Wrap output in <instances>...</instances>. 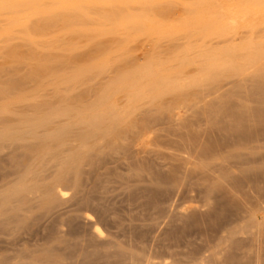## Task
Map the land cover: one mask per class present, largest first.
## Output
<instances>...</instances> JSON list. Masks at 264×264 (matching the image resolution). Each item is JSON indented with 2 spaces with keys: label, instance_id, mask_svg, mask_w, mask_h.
<instances>
[{
  "label": "rangeland",
  "instance_id": "obj_1",
  "mask_svg": "<svg viewBox=\"0 0 264 264\" xmlns=\"http://www.w3.org/2000/svg\"><path fill=\"white\" fill-rule=\"evenodd\" d=\"M263 3L0 0V264H264Z\"/></svg>",
  "mask_w": 264,
  "mask_h": 264
},
{
  "label": "bare ground",
  "instance_id": "obj_2",
  "mask_svg": "<svg viewBox=\"0 0 264 264\" xmlns=\"http://www.w3.org/2000/svg\"><path fill=\"white\" fill-rule=\"evenodd\" d=\"M13 1H14V0H13ZM215 1H216V0H215ZM256 1L259 2V3L264 2V0H256ZM241 2H242V1H241ZM263 4H264V3H263ZM215 5H216V4H215ZM256 5L260 6L258 3H257ZM217 6H219V5H217ZM258 6H257V7L255 6V7L258 8ZM236 7H237V6H236ZM243 7H245V6L243 5ZM243 7H242V8H243ZM255 7H254V8H255ZM231 8H232V7H231ZM231 8H229V9L231 10ZM234 8H235V7H234ZM234 8H232V9H234ZM238 8H239V7H238ZM240 8H241V7H240ZM242 8H241V9H242ZM245 8H246V7H245ZM256 8H255V9H256ZM229 9L227 8V10H229ZM247 9L249 10V6H248ZM243 11H244V9H243ZM226 12H227V11H226ZM240 12H241V11H240ZM244 12L246 13V11H244ZM244 12H243V13H244ZM227 13H229V11H228ZM211 14H212V13H211ZM237 14H238V13H237ZM196 15H198V14H196ZM201 15H202V14H201ZM230 15H232V14H230ZM242 16H243V15H242ZM245 16H246V15H245ZM218 18H219V17H218ZM218 18H217V19H218ZM240 19H241V18H240ZM240 19H239V20H240ZM209 20H210V19H209ZM233 21H235V20L233 19ZM256 21H257V20H256ZM234 23H235V22H234ZM260 23H261V22H260ZM209 24H211V23H209ZM247 24H248V23H247ZM251 24H252V23H251ZM223 25H224V24H223ZM226 25H227V24H226ZM260 25H261V24H260ZM224 26H225V25H224ZM228 26H229V25H228ZM222 28H223V27H222ZM261 29H262V28H261ZM234 30H235V29H234ZM236 30H237V29H236ZM246 30H247V29H246ZM258 30H259V29H258ZM205 31H206V30H205ZM259 31H260V30H259ZM211 32H212V31H211ZM228 32H229V31H228ZM246 32H247V31H246ZM226 33H227V32H226ZM226 33H224V34H226ZM244 33H245V32H244ZM248 33H251V32H248ZM255 33H256V32H255ZM257 33H258V32H257ZM260 33H261V32H260ZM213 34H214V33H213ZM234 34H235V33H234ZM234 34H233V35H234ZM231 35H232V34H231ZM240 35H241V34H240ZM246 35H247V34H246ZM204 36H205V35H204ZM255 39H256V38H255ZM256 40H258V39H256ZM215 43H216V42H215ZM241 44H242V42H241ZM249 45H251V43H249ZM234 47H235V46H234ZM248 47H249V46H248ZM256 47H258V45H257ZM232 48H233V47H232ZM240 48L242 49V47H240ZM245 48H246V50H247V47H245ZM234 49H236V48H234ZM241 49H240V50H241ZM243 49H244V47H243ZM248 49H249V48H248ZM250 49H251V47H250ZM250 49H249V50H250ZM237 50H238V49H237ZM252 50L254 51V49H252ZM247 51H248V50H247ZM257 51H259V50H257ZM263 51H264V50L260 51V53H261V52L263 53ZM244 53H245V52H244ZM246 53H248V52H246ZM260 53H259V54H260ZM262 53H261V54H262ZM233 54H234V53H231V55H233ZM238 55H239V54H238ZM262 55H263V54H262ZM239 56H240V55H239ZM239 56H238V57H239ZM252 56H253V55H252ZM252 56H251V57H252ZM214 57H216V56H214ZM214 57H213V58H214ZM213 58H212V59H213ZM188 59H189V58H188ZM209 59H210V58H209ZM215 59H216V58H215ZM223 60H224V59H223ZM247 60H248V59H247ZM247 60H246V61H247ZM249 60H250V59H249ZM260 60H261V59H260ZM203 61H204V60H203ZM232 61H233V60H232ZM261 61H262V60H261ZM222 62H223V61H222ZM239 62H240V61H239ZM247 62H248V61H247ZM247 62H246V63H247ZM145 63H146V62H145ZM210 64H212V63H210ZM240 64H241V63H240ZM145 65H146V64H145ZM212 65H213V64H212ZM254 65L256 66V64H254ZM202 66H203V65H202ZM223 66H224V65H223ZM223 66H222V67H223ZM222 67H221V69L224 70ZM248 67H249V62H248ZM146 68H147V67H146ZM168 68H169V67H168ZM239 68H240V67H239ZM239 68H238V71H239ZM139 69H140V68H139ZM139 69H137V71H138ZM164 69H165V68H164ZM184 69H185V68H184ZM205 69H206V68H205ZM210 69H211V68H209V70H210ZM242 69H243V68H242ZM247 69H248V68H247ZM247 69H246V70H247ZM253 69L255 70V68H253ZM253 69H248L247 71H249V70H253ZM256 69H257V68H256ZM140 70H141L140 72L143 73L142 69H140ZM207 70H208V69H207ZM222 70H221V71H222ZM240 70H241V69H240ZM157 71H158V69H157ZM242 71H243V70H242ZM242 71H241V72H242ZM154 72L156 73V71H154ZM154 72H153V74H152L151 69H148V70L146 69L145 74L147 73V74L149 75V73H150V75L155 76ZM188 72H189V71H188ZM203 72H204V71H203ZM132 73H133V72H132ZM132 73H131V74H132ZM242 73H243V72H242ZM242 73H241V75H242ZM261 73H262V72H261ZM133 74H134V73H133ZM147 74L145 75L146 77H148ZM156 74H157V73H156ZM198 74H199V73H198ZM200 74H201V73H200ZM141 75H142V74L140 73V76H141ZM150 75H149V77H150ZM159 75H160V74H159V71H158V75H157V76H159ZM161 75H162L163 78L165 79L164 76H166V75H164V74H161ZM161 75H160V76H161ZM183 75H184V74H183ZM231 75H232V74H231ZM133 76H134V75H133ZM136 76H137V75H136ZM145 76H144V78H145ZM157 76L154 77V78H155V81H156V83H155L156 88L160 87V84L163 82V81H158V82H157V80H156ZM160 76H159V77H160ZM206 76H207V75H206ZM210 76H211V74H210ZM242 76H243V75H242ZM159 77H158V78H159ZM192 77H193V76H192ZM200 77H201V76H200ZM204 77H205V76H204ZM204 77H203V78H204ZM211 77H212V76H211ZM260 77H261V76H259V78H260ZM137 78L139 79L138 76H137ZM138 79H137V80H138ZM169 79H170V78H168V81H169ZM171 79H172V78H171ZM153 80H154V79H153ZM191 80H192V79H191ZM217 80L219 81L220 79H217ZM244 80H245V79H244ZM138 81H139V80H138ZM168 81H167V82H168ZM183 81H184V80H183ZM183 81H182V82H183ZM215 81H216V80H215ZM133 82H134V81H133ZM133 82H132V83H133ZM149 82H150V81H149ZM149 82H147L148 85H149ZM167 82L165 81L164 83L166 84ZM170 82H171V81H170ZM198 82H199V81H198ZM219 82H220V81H219ZM241 82H242V81H241ZM128 83H129V82H128ZM136 83H137V82H136ZM151 83H152V81H151ZM199 83H200V82H199ZM202 83H204V82H202ZM212 83H214V82H212ZM212 83H211V84H212ZM238 83H240V82H238ZM130 84H131V83H130ZM133 84H134V83H133ZM147 84H146V86H147ZM126 85H129V84H126ZM135 85H136V84H135ZM161 85H162V84H161ZM167 85L169 86V83H167ZM175 85H177V84H175ZM214 85H215V84H214ZM144 86H145V85H144ZM171 86H172V85H171ZM140 87H141V86H140ZM147 87H148V86H147ZM215 87H216V85H215ZM218 87H219V86H218ZM131 88H133V87H131ZM141 88H142V87H141ZM147 89H148V88H147ZM153 89H155V88H153ZM166 89H167V88H166ZM218 89H219V88H218ZM243 89H244V88H243ZM133 90H135V89L133 88ZM139 90H140V89H139ZM148 90H149V89H148ZM148 90H147V91H148ZM160 90H161V89H160ZM177 90H179V89H177ZM202 90H204V89H202ZM164 91L166 92L165 88L163 89V92H164ZM240 91H241V90H240ZM135 92H137V91L135 90ZM140 92H141V91H140ZM159 92L161 93L162 90L159 91ZM172 92H173V91H172ZM174 92H177V91H174ZM179 92H180V91H179ZM211 92H212V91H211ZM241 92H242V91H241ZM141 93L144 94L145 92L142 90ZM154 93H155V92H154ZM160 93H159V94H160ZM167 93H168V92H167ZM177 93H178V92H177ZM261 93H262V92H261ZM156 94H157V93H156ZM159 94H158V95H159ZM104 95H105V94H104ZM112 95H113V94H112ZM129 95H130V94H129ZM132 95H136V94L133 93ZM138 95H140V94H138ZM159 96H160V95H159ZM177 96H179V95H177ZM111 97H112V96H111ZM130 97H131V96H130ZM147 97H148V96H147ZM182 97H183V96H182ZM151 98H152V97H151ZM183 98H184V97H183ZM179 99H180V98H179ZM105 100H108V99L106 98ZM152 100H153V99H152ZM114 102H115V101H114ZM143 102H144V101H143ZM143 102H142V103H143ZM111 103H112V102H111ZM111 103H110L109 105H112L111 108H114L115 104H114V103L111 104ZM117 103H118V102H117ZM113 104H114V105H113ZM107 106H108V105H107ZM131 106H132V105H131ZM115 107H116V106H115ZM100 109H101V108H100ZM100 109H99V111H101ZM126 109H127V108H126ZM126 109H125V110H126ZM93 110H94V109H93ZM134 111H135V110H133V112H134ZM135 112H136V111H135ZM99 113L101 114V112H98V114H99ZM93 114H94V113H93ZM93 114H92V116H93ZM96 114H97V112H96ZM96 114H94V117L90 116V117H92V119H90V120L88 121V124L85 123L86 121H84V124H87V125H89V126H92L93 128H96V126H98V125L100 124V119H101L100 116H99L98 114H97V116H95ZM102 114H103V113H102ZM109 114H110V113H109ZM52 116H53V115H52ZM87 117H88V116H87ZM87 117H86V118H87ZM51 119H52V118H51ZM86 120H87V119H86ZM101 120H102V119H101ZM39 122H40V121H39ZM101 122H102V121H101ZM41 123H42V122H40L39 124H41ZM230 125H231V124H230ZM99 127H100V126H99ZM84 128H85V129H84ZM84 128H83V131L86 132V131L88 130V126H87V127H84ZM230 129H231V128H230ZM236 129H237V128H236ZM61 132H62V131H61ZM236 132H237V131H236ZM239 133H240V132H239ZM86 134H87V133H86ZM86 134H85V133L83 134L84 137H85ZM92 134H93V133H92ZM87 135H89V134H87ZM237 137H238V136H237ZM240 139H241V138H240ZM236 157H237V156H236ZM61 181H63V180H61ZM63 182H64V181H63ZM58 191H59V190H58ZM64 195H65V194H64ZM98 228H99V227H98ZM98 228H96V230H97ZM100 229H101V227H100ZM98 231H99V230H98ZM98 231H97V232H98ZM101 231H102V230H101ZM101 231H99V233H100ZM102 232H103V231H102Z\"/></svg>",
  "mask_w": 264,
  "mask_h": 264
}]
</instances>
